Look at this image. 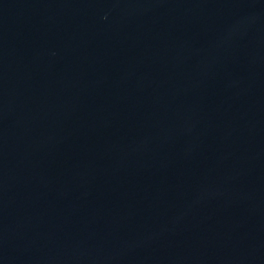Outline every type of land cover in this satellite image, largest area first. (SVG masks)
I'll list each match as a JSON object with an SVG mask.
<instances>
[{"label":"water","instance_id":"1","mask_svg":"<svg viewBox=\"0 0 264 264\" xmlns=\"http://www.w3.org/2000/svg\"><path fill=\"white\" fill-rule=\"evenodd\" d=\"M0 264H264V0H0Z\"/></svg>","mask_w":264,"mask_h":264}]
</instances>
